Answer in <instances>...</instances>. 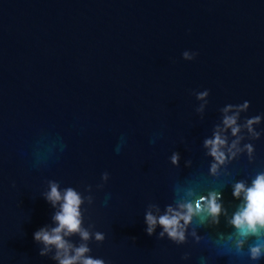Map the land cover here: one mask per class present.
I'll use <instances>...</instances> for the list:
<instances>
[{"label":"water","instance_id":"water-1","mask_svg":"<svg viewBox=\"0 0 264 264\" xmlns=\"http://www.w3.org/2000/svg\"><path fill=\"white\" fill-rule=\"evenodd\" d=\"M216 136L222 163L205 145ZM261 174L264 0H0V264H59L33 238L57 226L51 183L82 200L89 238L62 233L69 256L264 264L249 252L264 229L245 238L231 224L246 203L234 186ZM189 203L182 241L147 233L146 214Z\"/></svg>","mask_w":264,"mask_h":264},{"label":"clouds","instance_id":"clouds-1","mask_svg":"<svg viewBox=\"0 0 264 264\" xmlns=\"http://www.w3.org/2000/svg\"><path fill=\"white\" fill-rule=\"evenodd\" d=\"M258 119V117L253 118V120H250L248 123L251 124L258 121ZM224 123L226 126H231L235 124V118L226 117ZM232 131L233 134H235L238 129L233 128ZM223 143L224 141L221 140L219 136H216L213 140L205 141L206 146H211L209 154L221 163L223 162L224 154L219 152L218 148ZM176 162L177 156L173 155L172 163L175 164ZM211 171L215 173V164L212 165ZM242 191L245 193V207L242 211L233 215L231 224L233 228L237 230L238 235L246 238L249 235H257L260 229H264V174L258 175L252 182V186L247 189H245L243 183H237L232 192L233 197H239ZM45 198L53 206L58 202L60 203V211L53 216V220L56 222L57 226L51 230L42 228L33 234V238L43 243L45 248L50 245L55 246L57 249L55 259L59 261V264H76V261L83 258L84 254L87 253L89 249L81 245L75 249V255L69 256L68 251L71 246L67 244L61 234L69 235L78 232L83 240L89 238V233L80 228L81 220L79 206L82 203L81 197L71 188L65 190L64 193L61 194V192L58 191V186L55 183H51L50 191ZM218 198V193H209L206 198L208 214L213 218L218 217L221 212V205L217 203ZM201 199L203 200L205 198L202 197ZM179 208L185 211H174L169 207L166 214L159 218L154 217L151 213L146 214L145 222L148 225L146 229L147 233L151 235L155 225L159 224L170 238L182 241L184 239L183 231L178 230L181 227L180 220H184L185 223L190 222L194 214V209L190 203L179 205ZM200 208L201 205L196 204L195 210L199 211ZM161 235H163V233H161ZM103 238L101 233H96L97 240H103ZM240 243H242V241L238 242V247ZM262 249H264V243H257L251 246L249 249L251 258L254 260L258 259L262 255ZM61 253H63L64 258H61ZM40 254L44 255L45 253L41 251ZM82 264H104V261L88 257L82 259Z\"/></svg>","mask_w":264,"mask_h":264}]
</instances>
